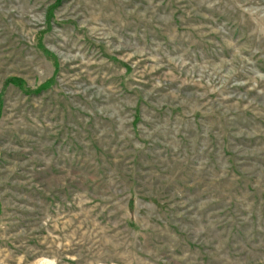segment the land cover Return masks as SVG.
<instances>
[{
  "label": "rangeland",
  "instance_id": "1",
  "mask_svg": "<svg viewBox=\"0 0 264 264\" xmlns=\"http://www.w3.org/2000/svg\"><path fill=\"white\" fill-rule=\"evenodd\" d=\"M0 97V264H264V0H0Z\"/></svg>",
  "mask_w": 264,
  "mask_h": 264
},
{
  "label": "trees",
  "instance_id": "2",
  "mask_svg": "<svg viewBox=\"0 0 264 264\" xmlns=\"http://www.w3.org/2000/svg\"><path fill=\"white\" fill-rule=\"evenodd\" d=\"M46 53H48V52H46ZM52 82H53V79L48 81L46 84L42 85L41 88L43 89V88H46L48 85L50 86ZM11 83H14L15 85H17L19 87H22L23 89L25 87L24 83L21 80H18V79H12ZM130 207H132L131 209H133V207H134V201L133 200L131 201V206Z\"/></svg>",
  "mask_w": 264,
  "mask_h": 264
}]
</instances>
